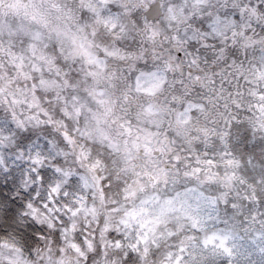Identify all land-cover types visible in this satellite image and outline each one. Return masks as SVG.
I'll use <instances>...</instances> for the list:
<instances>
[{
    "label": "snow or ice",
    "instance_id": "1",
    "mask_svg": "<svg viewBox=\"0 0 264 264\" xmlns=\"http://www.w3.org/2000/svg\"><path fill=\"white\" fill-rule=\"evenodd\" d=\"M3 144L0 264H264V0H0Z\"/></svg>",
    "mask_w": 264,
    "mask_h": 264
},
{
    "label": "clouds",
    "instance_id": "2",
    "mask_svg": "<svg viewBox=\"0 0 264 264\" xmlns=\"http://www.w3.org/2000/svg\"><path fill=\"white\" fill-rule=\"evenodd\" d=\"M11 146L8 144L0 145V153H2L5 157L8 155V149ZM11 189V191H9ZM19 188L15 187L7 178L0 175V196L8 195L9 197H12L15 195V198L17 200H20ZM25 192H27V189H24ZM38 191L43 192L45 197H48L50 195V190L45 185L38 184ZM63 193L57 194V198H59V195H62ZM33 196H35V193H33Z\"/></svg>",
    "mask_w": 264,
    "mask_h": 264
}]
</instances>
